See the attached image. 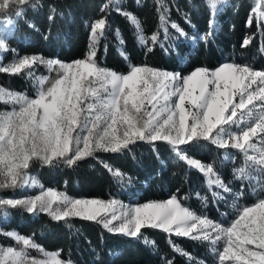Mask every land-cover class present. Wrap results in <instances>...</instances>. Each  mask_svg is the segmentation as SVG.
<instances>
[{
	"label": "snow or ice",
	"instance_id": "6c2138e0",
	"mask_svg": "<svg viewBox=\"0 0 264 264\" xmlns=\"http://www.w3.org/2000/svg\"><path fill=\"white\" fill-rule=\"evenodd\" d=\"M158 2L163 6L162 0ZM28 3L29 0H0V12L15 8V16L20 17ZM110 3L134 26L138 43L147 46L148 38L138 17L120 8V0ZM207 3L214 15L221 0ZM260 4L264 7V0ZM108 8L109 3H105L101 12ZM53 18L54 9L49 16L50 20ZM160 20L165 21L163 14ZM4 23L11 25L13 20L9 18ZM106 28V18L95 20L91 24L89 51L84 58L72 62L35 55L14 59L6 66L0 61V72L5 73H21L37 60L56 72L52 79L42 77L35 82L34 96L6 91L0 86V102L12 106L0 111V189L38 186L28 172L34 160L46 165L63 160L72 166L99 151H122L138 140L167 142L178 159L205 175L214 199H222V193L233 194V189L222 180L214 164L187 156L182 146L203 139L221 149H239L245 155V163L234 170L238 179H251L253 170L264 173V70L225 62L214 70L198 67L188 75L147 64L130 65L126 74L118 73L100 66L96 60L98 43ZM171 28L187 37L176 23ZM116 31L118 40L124 43L119 29ZM164 32L168 39L167 27ZM150 40L154 46L159 37L152 34ZM248 43L246 39L242 46ZM9 50L5 38L0 36V54ZM121 54L127 58L123 49ZM249 151L258 155H249ZM228 158L226 153L225 159ZM115 175L123 176L119 170ZM39 187L38 194L23 199L0 198V208L23 207L31 214L47 213L56 221L79 217L100 222L109 232L137 238L143 228H158L209 242L218 264H264V194L252 205L239 208L236 218L224 225L195 213L175 194L165 201L121 205L117 213L115 200L78 199ZM240 195L235 193L236 197ZM0 235L22 245L0 246V264H73L58 258L60 252L46 251L34 238L15 230ZM28 249H35L43 258L31 257ZM174 250L188 255L175 246Z\"/></svg>",
	"mask_w": 264,
	"mask_h": 264
},
{
	"label": "trees",
	"instance_id": "16d2710c",
	"mask_svg": "<svg viewBox=\"0 0 264 264\" xmlns=\"http://www.w3.org/2000/svg\"><path fill=\"white\" fill-rule=\"evenodd\" d=\"M105 3H109V8L102 13ZM162 5L158 0H120V8L135 14L141 21L148 38L147 46L142 47L134 26L110 0H29L20 17L15 16V8L0 12V19L13 20L4 37L10 50L2 53V59L21 54H39L45 60L60 61L84 58L89 51L91 24L104 17L107 28L99 40L96 60L117 72H126L130 65L141 63L175 70L181 75L198 66L211 68L223 62L264 68V7L260 0H221L214 15L207 0H162ZM53 9L54 18L50 20ZM161 14L165 16L164 22L160 20ZM172 23L179 25L187 37L171 28ZM165 27L168 39L164 38ZM117 29L124 43L118 40ZM152 34L159 37L154 46L150 40ZM202 36L207 39L201 40ZM246 39L249 43L242 46ZM148 47H152V51H148ZM121 49L127 58L121 54ZM55 76V71L37 60L21 73L0 72V85L34 96L36 81ZM9 107L10 104L0 102V110ZM182 147L186 148L187 156L214 164L233 194L222 193V199H214L205 175L178 159L165 141L138 140L122 151H99L72 166L63 160L52 165L34 160L28 172L44 186L77 196H115L120 200L142 202L175 194L194 212L223 224L231 220L240 206L264 194V173L253 170L251 179L236 177L234 170L245 163L241 150L221 149L203 139ZM226 153L228 159H225ZM249 155L254 154L249 151ZM117 170L122 177L115 175ZM26 189L3 188L0 194L18 196ZM235 193L241 195L236 197ZM10 230L34 238L44 249L60 252V258L73 264H195L199 259L211 264L216 260L209 242L158 228L146 227L138 238L130 237L109 232L97 221L79 217L56 221L47 213L31 214L23 207L5 205L0 208V232ZM0 243L22 246L5 235H0ZM174 246L188 255L175 251ZM28 251L42 255L35 249Z\"/></svg>",
	"mask_w": 264,
	"mask_h": 264
},
{
	"label": "rangeland",
	"instance_id": "374dc122",
	"mask_svg": "<svg viewBox=\"0 0 264 264\" xmlns=\"http://www.w3.org/2000/svg\"><path fill=\"white\" fill-rule=\"evenodd\" d=\"M5 20H7V19H0V36H3V37H5V35H6V32H7V30L9 29V26L8 25H6L5 23H4V21ZM33 55H35V56H37V57H42V56H40L39 54H28V55H24V54H21V55H15V56H13V57H11L10 59H8V60H3L2 59V54H0V61H2V64L4 65V66H6V65H8L10 62H12L14 59H18V58H21V57H24V56H33ZM43 58V57H42ZM76 59H81V58H73V59H70V60H65V61H62V62H72V61H74V60H76ZM223 63H225V62H223ZM223 63H221V64H223ZM231 63V62H230ZM235 63V62H234ZM143 64H147V63H141V64H136V65H143ZM221 64H219V65H217V66H215V67H211V68H208V69H210V70H214L215 68H217L218 66H220ZM238 64H242L243 65V63H238ZM100 65V64H99ZM147 65H149V66H152V67H156V68H160V69H164V68H161V67H157V66H153V65H150V64H147ZM100 66H102V67H105V68H108V67H106V66H103V65H100ZM198 67H203V66H198ZM198 67H195V68H193L192 70H190L189 72H187V73H185V74H183V75H188V74H190L194 69H196V68H198ZM207 68V67H206ZM254 69H256V70H264V68H255V67H253ZM108 69H110V68H108ZM112 70V69H111ZM164 70H166V69H164ZM129 70H127L126 72H118V73H127ZM167 71H169V72H177V71H175V70H167ZM117 72V71H116ZM178 73V72H177ZM1 86V85H0ZM3 87V86H2ZM6 91L7 90H11V89H7V88H5V87H3ZM12 91H17V92H21V93H25L24 91H22V90H12ZM27 94V93H26ZM30 96V95H29ZM12 107V106H11ZM11 107H9V108H7V109H4V110H0V111H5V110H10L11 109ZM253 142H257V141H253ZM259 146H261V145H259L258 144V147ZM251 152V151H250ZM252 154H256V153H253V152H251ZM256 155H258V154H256ZM30 176H32V177H34L33 175H30ZM35 178V177H34ZM36 179V178H35ZM37 180V179H36ZM38 181V180H37ZM39 185H42L39 181H38V186H36V187H33V186H28V187H26L27 189L25 190V193L24 194H22V195H18V196H12V195H2V194H0V198H5V199H7V198H16V199H23V198H25V197H27V196H32V195H36V194H38L39 192H40V187H39ZM43 187L45 188V189H47V188H52V189H55V190H58L59 192H63V193H66L67 195H69V196H71V197H74V198H78V199H89V200H91V199H95V200H99V201H103V202H107V201H111V200H115V201H117L118 203H117V205H116V207H115V211L117 212V213H119L120 211H121V205H124V206H136V205H140V204H144V203H148V202H153V201H165V200H167V199H169L171 196H168V197H165V198H160V199H150V200H145V201H142V202H134V201H131V200H120L119 198H117V197H115V196H108V197H98V196H77V195H72V194H69V193H67L65 190H63V189H56V188H53V187H48V186H44L43 185ZM257 201V200H256ZM256 201H254V202H252V203H250V204H246V205H252L253 203H255ZM243 206H245V205H242V206H240L239 208H242ZM111 211H112V209H109V213H111ZM237 211H238V209H237ZM196 213V212H195ZM197 214H201V213H197ZM236 214H237V212H236ZM236 214L231 218V220L229 221V222H227V223H225L224 225H228L232 220H234L235 218H236ZM202 215H204V214H202ZM204 216H206V215H204ZM206 217H208V216H206ZM209 218V217H208ZM210 219V218H209ZM212 220V219H211ZM214 221V220H213ZM214 222H218V221H214ZM218 223H220V222H218ZM223 224V223H222ZM11 231V230H10ZM195 234V233H194ZM27 237V236H26ZM0 246H8V244H3V243H0ZM212 245H211V250H212ZM218 247H220V249L222 250V245H220V246H218ZM249 247H252V248H254V245H250ZM46 251H49V252H54L53 250H47V249H45ZM213 251V250H212ZM216 255V254H215ZM30 256L31 257H34V258H37V259H42L43 258V256L42 255H40V256H37V255H34V254H31L30 253ZM58 258H60V257H58ZM60 259H62V258H60ZM63 261H68V260H66V259H62ZM163 264H171V263H169V262H164ZM195 264H207L205 261H203V260H197L196 262H195ZM211 264H218V256L216 255V260L214 261V263H211ZM226 264H231V262H226Z\"/></svg>",
	"mask_w": 264,
	"mask_h": 264
}]
</instances>
